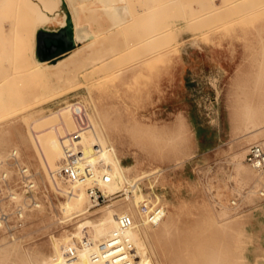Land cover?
<instances>
[{
    "label": "rangeland",
    "instance_id": "rangeland-1",
    "mask_svg": "<svg viewBox=\"0 0 264 264\" xmlns=\"http://www.w3.org/2000/svg\"><path fill=\"white\" fill-rule=\"evenodd\" d=\"M123 3L127 22L133 21L127 26L114 23L111 15ZM105 5L97 8L102 31L74 50L96 37L114 36L117 54L88 69H81L83 60L48 78L31 74L36 29L32 54L26 47L19 58L9 15L0 6V158L15 152L29 168L38 203L25 207L20 225L15 215L4 218L0 264H41L54 255L53 240L61 247L74 242L78 249L87 240L89 249H80L78 264H93L90 255L101 247L94 243L103 232L98 223L78 224L120 208L135 215L149 264H207L206 256L217 249L221 264H264V196L256 192L258 174L244 160L249 145L264 146V127L246 133L230 118L234 92L247 71L264 72V0H105ZM150 24L169 34L147 42ZM76 103L84 109L80 125H89L81 136L72 115ZM262 112L258 126L264 125ZM177 118L184 123V138L170 142ZM63 135L65 142L58 144ZM99 144L110 146L101 156L95 151ZM64 149H89L95 156L87 165L97 170L128 166L121 189L99 185L106 198L93 206L85 192L90 182L83 183L87 212L75 215V205L61 190L70 184L54 174ZM53 153L61 158L49 167L45 157ZM2 171L20 200L16 167L2 163ZM135 178L142 197L165 207V227L141 224Z\"/></svg>",
    "mask_w": 264,
    "mask_h": 264
},
{
    "label": "bare ground",
    "instance_id": "bare-ground-1",
    "mask_svg": "<svg viewBox=\"0 0 264 264\" xmlns=\"http://www.w3.org/2000/svg\"><path fill=\"white\" fill-rule=\"evenodd\" d=\"M57 2L58 0H5L4 4L3 3L1 4L2 6H4L1 10L4 11V13H6L7 15H9L7 20H9L10 22L9 23L11 29L10 34L13 37L12 49L16 50V54L18 55L19 58L22 56L23 49L26 47H28L30 53L32 54L34 30L39 25L42 24L44 25V23L49 21V16L47 15V13L56 12L57 4H58ZM228 3L230 4V2ZM71 5L73 8V12L75 13L76 16L77 31L79 30L81 31L85 26L93 29V31H90L91 33L94 32L97 34L102 31L103 29L102 18L98 14L99 10L97 8L99 7L105 8L106 6L105 0H87V1L71 0ZM215 7L218 6L216 5ZM222 7L223 5L220 8ZM116 8L117 11H115L114 13L111 14L109 12V14L112 15L113 22L115 23V22L129 21V17H128L129 14L126 10V4L123 3L122 5L117 6ZM149 14H154V13L151 12L148 13L145 19L148 18V16L149 18L151 17V15ZM155 14L162 15L164 13L158 11ZM193 15H195V13ZM194 18L195 17L191 18V20L195 21ZM132 22L133 21L127 22L124 26L130 25ZM149 26H150V34L146 38L147 42L169 34V32H167V30L165 29L162 30L157 29V26L155 24H150ZM84 47L86 48H79L72 51L70 54H68V56L66 57L64 56L65 58H61V60L55 63L53 62L50 64H46V63L34 62L32 60L31 74L35 77L48 78L54 75L61 74L62 72L66 71L68 68L73 67L74 65L81 64L83 60L85 62L81 64L82 67L81 69H88L90 67L96 66L100 62L103 61L105 62L106 59L112 58L115 54H117V46L114 36L108 38L102 37L100 39L99 37H96L92 43ZM8 57H11V54ZM75 70L77 69L75 68ZM246 74L247 75L244 82L240 85V87H237L236 92H234L235 98L232 100L230 104L231 105L230 118L233 122L234 127L236 128L243 127L247 131L246 133L255 134L261 132L264 127V125L258 126L257 123L259 122L258 120L261 119L263 116L262 111L264 109V104L262 103L261 105H259L258 103L256 105L255 103H253L254 98L259 100H264V93L261 92L264 91V89H262V87H264V72L263 71L253 72L249 70L247 71ZM244 97L247 98V100ZM88 127L89 125L87 124L81 126L79 130L77 129L78 132H76V134H79V136H81V134L84 133V131H86ZM172 128L173 129H171V136L168 138V141L170 142L182 141V139L184 138V129H185L182 119L177 118L174 127ZM66 138L67 136L63 135L58 140V144L65 142ZM77 138H74L76 140H72V141L73 142L77 141L78 140ZM71 145L74 146V144L72 143ZM109 147H110L109 145L99 144L98 149H95V151L98 152V154L96 155L97 156L104 155ZM62 154L66 156L65 158L75 159L78 165L77 170L80 177L86 176L87 181H89L91 177H94L93 175L94 172L91 169L87 170L86 168H84L85 165L88 166L87 161L91 159L93 156H95L92 154V152L89 149H83L82 151L75 149L72 152L71 151L65 152L64 149L62 151ZM59 158H61V156ZM59 158L57 157L56 153L55 154L53 153V155L49 157V160L48 157H45V162L49 167L51 166L54 167L55 161L58 160ZM59 166L56 165L54 169L58 170L57 168H59ZM127 168L128 166H123L122 164H118L115 166H103V168H101L102 169L101 172L103 173L108 172L110 175L109 176L110 179L106 183L99 182L100 183L99 185H102L103 188L108 190L114 188L121 189V180L124 178L122 175V170ZM97 177L99 179L98 175ZM139 179L140 178H135L133 179V182H137ZM83 183L85 182L78 181L77 183H69L70 187L61 189L67 194V199H68L67 202L68 203L71 202L73 205H75V211H74L75 215H83L87 212V204H86L87 198L85 197L84 192H82ZM59 188L60 187H58V189ZM134 191H137L136 196L134 197V203L135 202L138 203L143 199V197L139 190H136L135 188ZM121 213L129 214L136 224H134L133 229L129 230L127 233L116 236L117 238H115L116 239L115 242L117 243V241H119L120 239L124 241H128L129 245L131 246L130 247L131 256H133V258L129 259V264H149L150 262L149 255L140 237V232L138 229L135 230L138 227L137 221L135 220V215L129 208H120L118 211L107 210L103 213V215H101V217L97 221L85 220L79 223L78 226H88L90 224L98 223L100 230L103 232V235L101 237L102 240L98 239L94 243L96 246H98L101 245V243H103L104 241H106L108 237H111L115 234L117 228L115 217L116 215H119ZM164 216H166V212ZM166 223H167L166 219H164L163 217V219L158 224L151 226L165 227ZM141 224H145V223L141 222ZM164 231L165 230H162L161 232L163 233ZM92 232L93 231H91V234ZM65 239L67 240V238ZM68 247H71L76 251V255H75L76 258L71 262L68 261L69 259L66 260V258L60 257L61 252L67 250ZM80 249L82 251L87 250L89 249V245L88 244L83 245L82 243V248ZM80 249L77 248L74 242L71 243L69 246L61 247L58 244V242L53 240L54 255L50 259L48 258L49 260L47 261L43 260L41 264H78L80 260V258H78V255L80 254L79 253ZM220 256L221 255L218 249L216 251L213 250L209 255L206 256L205 261L207 262V264H221L222 261Z\"/></svg>",
    "mask_w": 264,
    "mask_h": 264
},
{
    "label": "built area",
    "instance_id": "built-area-1",
    "mask_svg": "<svg viewBox=\"0 0 264 264\" xmlns=\"http://www.w3.org/2000/svg\"><path fill=\"white\" fill-rule=\"evenodd\" d=\"M72 105L74 106V110L72 109V115L77 121L76 125L78 129H80L81 121H78V116L84 112V109L78 103ZM84 124L86 123L84 122ZM244 160L246 164L258 174L259 182L256 192L259 196H264V147L257 143L249 145ZM2 163L16 167L17 176L14 185L19 183L22 187L23 193L21 195L22 198L19 200L18 194H20V192H16V188L12 185L7 172L2 171L0 173V226L4 224V218L6 221L8 220V215H15L20 225L23 215L25 214V207L38 206L34 196L35 183L33 180V174L27 166L19 162L15 152L9 154L6 159H1L0 165H2ZM84 168L87 170L88 168H91L94 172V177H91L89 180L90 184L86 185L85 192L88 201L93 206L99 205L103 203L106 198V193L101 190L99 184L108 182L110 175L108 172L103 173L100 169L97 170L95 166L90 167L85 165ZM77 169L78 165L75 159L64 157L63 163L60 164L58 170L54 174L67 183H77L78 181L86 182V176L80 177ZM97 175L99 176L98 180H96ZM137 186L138 183L136 182L134 188H138ZM6 202L13 203L14 205L11 208L5 207ZM232 203L234 204V201ZM136 212L140 222H144L151 226L158 224L163 219L166 210L163 205L155 202L151 196L146 195L137 203ZM115 220L117 225L115 234L108 237L106 241L100 245L101 247L99 250L94 251L90 255L93 264H129V259L133 258V256H131V246L128 241L120 239L116 243L115 238H117L116 236L123 235L133 229V226L136 223L127 213L116 215ZM86 244H88L87 240H85L83 245ZM64 254L65 258L69 259L68 261H73L76 258V251L71 247H68Z\"/></svg>",
    "mask_w": 264,
    "mask_h": 264
},
{
    "label": "water",
    "instance_id": "water-1",
    "mask_svg": "<svg viewBox=\"0 0 264 264\" xmlns=\"http://www.w3.org/2000/svg\"><path fill=\"white\" fill-rule=\"evenodd\" d=\"M58 2L64 17L63 25L56 31H46L39 27L35 30L33 56L39 63L46 62L57 49L70 50L76 44L92 39V35H86L82 38L77 36L69 0H58ZM114 6L116 7V5Z\"/></svg>",
    "mask_w": 264,
    "mask_h": 264
},
{
    "label": "crops",
    "instance_id": "crops-1",
    "mask_svg": "<svg viewBox=\"0 0 264 264\" xmlns=\"http://www.w3.org/2000/svg\"><path fill=\"white\" fill-rule=\"evenodd\" d=\"M57 10L55 13H47V15L49 16V21H47L46 23H44V25H39L38 27L39 28H42L43 30H46V31H56L59 27H61L63 25V22H64V17H63V13L61 11V7L59 5V2H57ZM72 10V8H71ZM73 12V10H72ZM73 19H74V29H75V32L77 34V36L79 38H82L86 35H92V37L94 36L93 33H91L90 31H88L87 27H83L82 31L84 32L82 35H79V33L77 32V29H76V16H75V13L73 12ZM46 42L48 43V40H46ZM87 41L83 42V43H78L75 45V47L79 46V45H82V44H85ZM74 47V48H75ZM74 48L70 49V50H66V51H63L61 49H57L55 50L51 56L49 57V59L44 62V63H55L59 60H61V58H65L66 56H68V54H70L72 52V50H74ZM65 56V57H64Z\"/></svg>",
    "mask_w": 264,
    "mask_h": 264
}]
</instances>
